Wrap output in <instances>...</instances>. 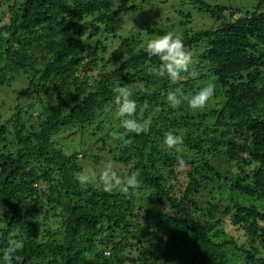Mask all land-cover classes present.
I'll use <instances>...</instances> for the list:
<instances>
[{
	"label": "trees",
	"instance_id": "1",
	"mask_svg": "<svg viewBox=\"0 0 264 264\" xmlns=\"http://www.w3.org/2000/svg\"><path fill=\"white\" fill-rule=\"evenodd\" d=\"M242 1L0 0V254L14 239L19 264H264V0ZM169 32L192 59L175 83L145 51ZM118 81L147 131L120 126ZM108 165L138 187L105 191Z\"/></svg>",
	"mask_w": 264,
	"mask_h": 264
},
{
	"label": "clouds",
	"instance_id": "2",
	"mask_svg": "<svg viewBox=\"0 0 264 264\" xmlns=\"http://www.w3.org/2000/svg\"><path fill=\"white\" fill-rule=\"evenodd\" d=\"M4 39H7L8 34L0 33ZM145 51L149 56H158L163 62L159 68L158 75H165L173 83L181 78V74L186 72L192 62L191 54L186 50L181 36L172 32L150 39ZM215 85L208 83L206 86L199 88L193 94L187 97V106L190 109H202L214 96ZM114 91V103L116 105V114L120 120V126L129 133L139 134L147 131V126L138 122L134 118V113L137 110V102L133 99V91L130 87L121 86L119 81ZM185 99L184 94L170 91L167 93V101L172 107L179 106ZM182 136L174 133H168L165 138V144L168 148H174L182 143ZM93 173H80L76 179L81 184H87ZM138 173H132L124 179L112 170L111 165H108L103 170L101 176L105 191L118 189L122 192H128L129 188L138 187L140 181ZM23 246L22 241L11 240L9 246L0 254V264H19L21 257L16 256V253ZM106 252V251H105ZM104 252V253H105Z\"/></svg>",
	"mask_w": 264,
	"mask_h": 264
},
{
	"label": "rangeland",
	"instance_id": "3",
	"mask_svg": "<svg viewBox=\"0 0 264 264\" xmlns=\"http://www.w3.org/2000/svg\"><path fill=\"white\" fill-rule=\"evenodd\" d=\"M252 2L254 3L253 0H252ZM242 5H248V3H246V1L243 0ZM197 17H199V16H197ZM195 21L198 22V24L200 25L199 27L203 26L206 22H208V20H206V18L205 19L204 18H201V19L197 18V20H195ZM133 26H135V25H133ZM128 28H129V25L126 26L125 30H127ZM132 32H134V30ZM172 32H174V30H172ZM124 34H126V33H124ZM124 34H122V35L124 36ZM53 138H54L53 141L57 145L62 146L64 151H66L67 153H71L73 151L72 142L76 141V139L74 138V136L71 133L60 131L57 135H55V137L53 136ZM215 162L217 163L216 169L218 171H221V172L223 170H227L230 166L229 163L227 162L226 158L223 156L216 158ZM1 214H2V209L0 207V216H1ZM0 225H1V223H0Z\"/></svg>",
	"mask_w": 264,
	"mask_h": 264
},
{
	"label": "built area",
	"instance_id": "4",
	"mask_svg": "<svg viewBox=\"0 0 264 264\" xmlns=\"http://www.w3.org/2000/svg\"><path fill=\"white\" fill-rule=\"evenodd\" d=\"M105 254H109V251H106Z\"/></svg>",
	"mask_w": 264,
	"mask_h": 264
}]
</instances>
